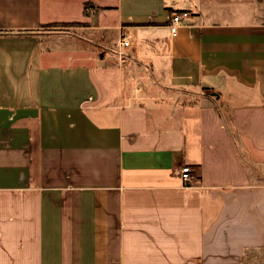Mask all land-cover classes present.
Masks as SVG:
<instances>
[{"label": "crops", "instance_id": "1", "mask_svg": "<svg viewBox=\"0 0 264 264\" xmlns=\"http://www.w3.org/2000/svg\"><path fill=\"white\" fill-rule=\"evenodd\" d=\"M0 264H264V0H0Z\"/></svg>", "mask_w": 264, "mask_h": 264}, {"label": "built area", "instance_id": "2", "mask_svg": "<svg viewBox=\"0 0 264 264\" xmlns=\"http://www.w3.org/2000/svg\"><path fill=\"white\" fill-rule=\"evenodd\" d=\"M190 17L188 12H172L169 15V28L173 35L177 34L178 29L183 25L186 18ZM127 38H122L121 44L123 46H129V41ZM180 177L182 178L184 184L191 183L195 176L193 174V169L191 165L185 164L180 170Z\"/></svg>", "mask_w": 264, "mask_h": 264}, {"label": "rangeland", "instance_id": "3", "mask_svg": "<svg viewBox=\"0 0 264 264\" xmlns=\"http://www.w3.org/2000/svg\"><path fill=\"white\" fill-rule=\"evenodd\" d=\"M55 27H60L59 29L62 30V31H69L68 29L70 27H73V25H70L68 23H64V24H54ZM47 30H51L49 28H46ZM225 113V112H224ZM224 122V125L225 127L230 131V132H233L235 131V128L233 127L234 126V119H232V122L228 119L223 120ZM233 125V126H232Z\"/></svg>", "mask_w": 264, "mask_h": 264}, {"label": "trees", "instance_id": "4", "mask_svg": "<svg viewBox=\"0 0 264 264\" xmlns=\"http://www.w3.org/2000/svg\"><path fill=\"white\" fill-rule=\"evenodd\" d=\"M70 25H73V26H82V25H84L83 23H72V24H70ZM50 26H54L53 24L52 25H50Z\"/></svg>", "mask_w": 264, "mask_h": 264}]
</instances>
